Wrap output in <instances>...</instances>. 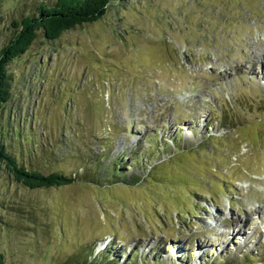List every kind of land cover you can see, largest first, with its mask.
<instances>
[{
	"label": "rangeland",
	"instance_id": "1",
	"mask_svg": "<svg viewBox=\"0 0 264 264\" xmlns=\"http://www.w3.org/2000/svg\"><path fill=\"white\" fill-rule=\"evenodd\" d=\"M8 70L0 140L74 180L0 170L5 264H264V0H111Z\"/></svg>",
	"mask_w": 264,
	"mask_h": 264
},
{
	"label": "trees",
	"instance_id": "2",
	"mask_svg": "<svg viewBox=\"0 0 264 264\" xmlns=\"http://www.w3.org/2000/svg\"><path fill=\"white\" fill-rule=\"evenodd\" d=\"M110 1L54 0L51 3L40 1L31 13L13 19L9 23L12 27L11 36L0 45V107L12 96L9 88L12 77L8 70L9 63L25 53L39 34H42L46 40L59 39L68 29L100 19L105 14ZM27 160L25 156L22 157V153L17 155L3 140H0V170L11 174L17 182L30 188H48L67 185L74 180V176L64 172L44 173L37 167L32 168ZM0 264H5L1 250Z\"/></svg>",
	"mask_w": 264,
	"mask_h": 264
}]
</instances>
